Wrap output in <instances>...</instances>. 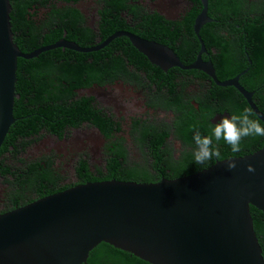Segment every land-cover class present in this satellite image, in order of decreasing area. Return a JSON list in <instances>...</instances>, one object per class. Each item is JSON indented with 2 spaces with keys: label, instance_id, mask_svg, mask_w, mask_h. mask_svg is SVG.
Returning a JSON list of instances; mask_svg holds the SVG:
<instances>
[{
  "label": "trees",
  "instance_id": "trees-1",
  "mask_svg": "<svg viewBox=\"0 0 264 264\" xmlns=\"http://www.w3.org/2000/svg\"><path fill=\"white\" fill-rule=\"evenodd\" d=\"M47 1L49 0H10L14 41L19 48L28 53L52 44L64 35L66 39L77 41L81 46L90 45L89 42H92L97 34L83 24L79 12L71 7L58 8L54 3L47 6ZM111 1L117 6H127V0ZM236 1L238 3L231 13L236 12V21L239 24H249L247 22L251 9L245 5L244 0ZM41 9H44L42 14ZM193 22L190 18L185 21L191 33ZM249 26L254 43V47L251 46L250 49H246L243 44L244 35H234L224 42L225 37L222 35H213L208 30H202L201 37L208 51L202 57L212 61L217 77L225 80L247 69L240 81L246 89L251 90L259 84L264 85V24L251 23ZM114 30L115 28L104 31L102 36L106 37ZM143 35L151 33L145 30ZM176 36H182L186 43L171 44L174 51L183 63L194 62L200 50L197 36ZM117 41L121 42L123 39L118 38ZM213 48L216 49L215 53H212ZM115 50L110 47L85 53L59 47L44 51L37 57L18 59L16 92L20 97L15 99L13 108L16 120L0 148V177L6 184L5 191L0 194V213L67 187L61 184L63 173L54 167L52 161L41 158L29 163L22 154L28 146L46 133L61 136L65 130L82 126L84 123L100 129L104 137L110 138L113 147L109 152L111 158L106 169L100 167L94 172L89 170L85 161L78 163L81 183L111 179L144 183L157 182L162 178L172 179L209 167L215 160L250 154L263 145L264 137H246L241 141V150L233 153L223 140H213L220 153V159L213 157L205 165L196 164L193 155L196 150L193 140L195 133L199 131L202 136L211 135L215 125L211 119L217 112L227 111L231 116L240 115L245 109H250L244 97L234 87H222L214 82L208 89H205L206 84L203 81L200 90H190V83L195 82V77L209 80L206 74L196 69L173 68L164 72L151 66V71L147 70L151 79H145L140 72L132 71L126 61L115 54ZM134 55L145 61L140 62L142 65H149L143 58L144 55L135 48L132 49L131 56ZM120 77L136 78L140 85L149 87L157 84L159 89H162L165 86L168 94L155 104L165 109H173L177 113L173 125L162 122L157 128L143 121L140 131H133L132 134L144 154L145 163L142 164H126V148L122 143H119L118 147L112 141L116 136L115 132L121 131L122 126L94 103L93 98L81 95L83 88L103 84L108 78L112 80ZM262 91L264 92V89ZM261 99L260 108L264 112V95ZM194 102L198 103V107ZM252 118L258 119L255 114ZM261 124L264 125L262 122ZM171 134L183 145L178 158L173 157L172 147L162 148ZM251 213L264 256V213L254 207H251ZM116 258H123V264H150L104 242L89 253L87 261L89 264H105L106 261L113 262Z\"/></svg>",
  "mask_w": 264,
  "mask_h": 264
},
{
  "label": "water",
  "instance_id": "water-1",
  "mask_svg": "<svg viewBox=\"0 0 264 264\" xmlns=\"http://www.w3.org/2000/svg\"><path fill=\"white\" fill-rule=\"evenodd\" d=\"M201 2L193 25L200 51L186 65L170 47L129 31L114 33L98 47L62 39L25 53L14 41L11 2L0 0V148L16 120L19 58L30 59L59 47L96 51L119 36H126L138 52L165 71L198 69L219 86L235 87L264 124V113L239 83V75L220 81L212 62L202 59L206 48L199 31L209 19L208 0ZM81 95L113 105L118 114L130 109L121 86L88 88ZM90 132L82 134L93 140L98 151L104 135L97 127ZM228 160L237 167L228 169ZM249 164L254 172L247 170ZM251 207L264 213V143L250 154L215 160L209 167L176 178L86 182L0 213V264H85L102 242L150 264H264Z\"/></svg>",
  "mask_w": 264,
  "mask_h": 264
},
{
  "label": "flooded vegetation",
  "instance_id": "flooded-vegetation-1",
  "mask_svg": "<svg viewBox=\"0 0 264 264\" xmlns=\"http://www.w3.org/2000/svg\"><path fill=\"white\" fill-rule=\"evenodd\" d=\"M244 2L245 5L247 4L249 9H251V14L248 18L247 23H249L250 25L251 23H256L258 25L264 24V0H244ZM51 3H54L58 8L61 9H64V7H71L77 10L81 15L79 17H81L83 24L96 32L97 35L92 42H89L91 43L90 45L81 46L77 43L79 46L86 48L100 46L102 42H104L108 37L112 36L116 32L129 31L146 40L166 45L174 50L171 44L183 45L186 43L185 39H182V36L176 35H196L193 27L194 22L191 28V33L187 28V24L185 23V21L188 20V18L195 21L196 15H198L202 10L201 0H127L125 2L127 5L126 7L117 6L111 0H49L45 4L49 6ZM237 3L238 2L236 0H208L207 19L209 20L200 28V37L202 30H208L212 32L213 35H222L223 37H225L224 42H227V40L232 38L234 35H244L243 44L245 48L250 49L251 46L254 47L253 37L251 36V33H249V29L251 28V26H249V24H246L245 22L239 24L236 21V18L238 17L236 12L234 11L231 13V10H235ZM43 12L44 9H41V14ZM242 12H245L244 6ZM113 28H115V30L112 33H110L106 37L102 36L104 31L111 30ZM145 30H148L151 35H143ZM233 30H235L236 33L232 32ZM65 36L66 35H64V37L59 40L64 39L67 41H73L75 43L77 42L74 40L66 39ZM123 37L127 38L126 36L116 37L108 44L100 47L96 51L102 49L105 50L110 47L112 50L116 49L115 54L126 61L127 65L132 71L140 72L145 76V79L147 78L148 80H150L151 78L148 76L147 70L151 71V66H155L163 70L157 64L152 63L145 55L143 56L142 53L140 54L143 56V58L149 62V65L147 66L140 63L145 61L141 58H138V55H134V57H132L131 54L134 46H132L128 38L125 39ZM118 38L123 39V41H117ZM117 46L119 48H117ZM215 52L216 49L213 48L212 53ZM207 53L208 51L206 49V52L202 53V55ZM203 60L208 61L210 59ZM173 68L179 67H172L167 71H163L168 72ZM198 71L204 73L201 70ZM246 73L247 69H244L240 73H237L235 75H239V83L241 85L242 83L240 79ZM181 78H184V76H181ZM194 80V83H190V90H200L201 82L203 81H205L206 84L205 89H208L210 86H212V82L216 84V82L210 77L207 81L202 80L201 78L198 79V77H195ZM218 80L220 79L218 78ZM117 86H121L123 92L128 95V97H125L124 100L128 105V108L130 109H126L125 111L120 110L118 114L116 113V109L113 105H106L104 103H100L93 97L90 98H93L94 103L98 104V106H100L104 112H107L109 116L114 117L113 119L115 121H118L120 123V126H122L121 131L115 132L116 136L112 138V141L114 144H117L118 147L119 143H122L123 147L126 148V164L131 162H135L138 164L145 163V160L143 159L144 154L141 152V148L138 146L135 135L132 134L133 131H137L138 129L140 131V127L143 124V121H146V123H151L157 128L158 125L162 122V124L166 123V125H173L177 113L173 109H165L155 104V102L158 103L161 98H165L168 94L167 88L165 86H163L162 89H159L157 84H153V86L151 87L140 85L137 82L136 78L125 79L124 77H120L112 80L108 78L105 83L94 84L93 86L83 88L81 89V92L84 89L93 87H97L100 89L104 88L108 90L115 89V87ZM242 86L245 89L247 88L244 85ZM263 89L264 85L262 84L255 86L251 90L246 89L247 91L252 93V100L260 111H262L260 108V104L262 103L261 96L264 95V92L262 91ZM179 90L180 89H178V91ZM190 92L193 93L192 91ZM244 100L247 102L245 98ZM195 104H197L195 106L198 107V103ZM222 116H229L230 118V115L227 111H221L217 112V114L212 117L211 121L213 122V120L215 119V122H213L215 124L221 119ZM94 128V126H88L87 123H84L82 124V126L80 125L78 127L65 130L61 136H58L57 134L46 133L40 139L36 140L34 143L28 146L22 156L24 157V159L28 160L29 163L41 158L47 161H52L54 167L58 170H61V172L63 173L64 179H62L60 182L62 185L67 186L66 188L75 186L77 184H82L79 181V171L77 169V165L79 162L85 161L89 170L95 172L96 169L100 167L102 169H106V166L108 165L111 158L109 152L111 147H113V144L110 142V138L104 137V142L100 146L99 150L95 151L93 149V140L90 139L87 135L82 134L83 131H88L89 133H91L90 131H92ZM163 147H172V155L174 158H178L183 149L181 141L177 139L173 134L168 136L166 143L162 145V148ZM0 179L2 180V177H0ZM0 187L1 192L5 191L4 188L6 187V184L0 182ZM121 263H124L123 258H116L113 262L106 261L105 264ZM85 264H89V262L87 261Z\"/></svg>",
  "mask_w": 264,
  "mask_h": 264
},
{
  "label": "clouds",
  "instance_id": "clouds-1",
  "mask_svg": "<svg viewBox=\"0 0 264 264\" xmlns=\"http://www.w3.org/2000/svg\"><path fill=\"white\" fill-rule=\"evenodd\" d=\"M254 113L251 109H245L240 115L222 116L212 128L211 135L202 136L199 131L193 136L196 150L193 153L196 164L205 165L213 157L220 159V153L214 146L213 140L219 142L223 140L233 153L241 150V141L246 137H264V125L259 119H253ZM236 163L228 160L227 168L235 169ZM249 172H254L255 168L249 164Z\"/></svg>",
  "mask_w": 264,
  "mask_h": 264
},
{
  "label": "rangeland",
  "instance_id": "rangeland-1",
  "mask_svg": "<svg viewBox=\"0 0 264 264\" xmlns=\"http://www.w3.org/2000/svg\"><path fill=\"white\" fill-rule=\"evenodd\" d=\"M0 182L3 183V180L0 179ZM1 188V187H0ZM0 194H3V191H0ZM1 198V197H0Z\"/></svg>",
  "mask_w": 264,
  "mask_h": 264
}]
</instances>
